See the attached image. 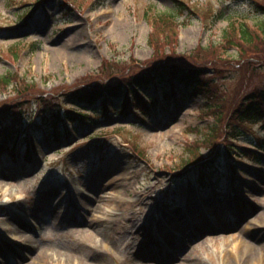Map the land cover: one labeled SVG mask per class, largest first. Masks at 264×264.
Returning a JSON list of instances; mask_svg holds the SVG:
<instances>
[{
    "label": "rangeland",
    "instance_id": "obj_1",
    "mask_svg": "<svg viewBox=\"0 0 264 264\" xmlns=\"http://www.w3.org/2000/svg\"><path fill=\"white\" fill-rule=\"evenodd\" d=\"M185 1L197 15L181 16L175 49L155 55L152 17L173 0H0V78L24 81L21 96L0 83V131L69 107L65 94L117 79L133 60L203 66L197 83L212 95L160 99L149 115L102 116L67 139L40 137L30 157L2 155L0 264H264V111L238 124L233 143L224 137L233 108L264 89V53L251 57L261 66L252 70L222 42L229 22L263 20L264 0ZM196 144L217 183L199 194L198 171L184 165ZM18 227L25 236L9 231ZM90 230L99 250L80 245Z\"/></svg>",
    "mask_w": 264,
    "mask_h": 264
},
{
    "label": "trees",
    "instance_id": "obj_2",
    "mask_svg": "<svg viewBox=\"0 0 264 264\" xmlns=\"http://www.w3.org/2000/svg\"><path fill=\"white\" fill-rule=\"evenodd\" d=\"M257 7L262 11L260 14L264 15V6L260 4ZM197 12V6H192L185 0H173V7L170 11L152 17L149 45L155 55L164 54L166 48L175 49L180 24L178 19L185 13L197 15ZM221 18L222 13L217 11L214 21L216 22ZM227 27L224 29L222 36V42L225 46L223 53L229 48L237 49L243 61L251 57L257 58L258 54L264 53V19L252 24L245 20L236 23L231 21ZM203 51L202 48H198L195 53L200 54ZM209 51L217 52V48H209ZM255 58H251L245 63L252 70L264 66V60H260L261 66L253 65L250 60ZM190 59L195 63L197 62V59L193 56ZM203 68V66L197 67L195 65L193 67H185L170 61L135 63L133 60L129 70L127 72L121 71V73L117 74L119 78L114 79L112 76L116 74L112 73L113 69L111 67L110 75L112 80L107 81L108 83H101L97 86L96 84L90 85L92 87L79 88L64 95L66 99L74 104L73 106L91 110L94 113L93 116L72 108V105L65 107L62 104L63 110H61V107L57 108L55 112L47 110L40 120L32 119L31 114L30 117L20 116L18 126L14 124L12 127L10 126L0 132V153H7L13 156L15 143L20 142L22 146H25V154L30 157L31 150H36L37 146L35 143L40 137L43 140L54 139L55 141L60 138L67 139L74 132L86 130L90 122H96L102 116L106 118V116L110 115V111L114 114L135 118L139 112L147 115L154 111L160 99L170 102L176 100L178 98L177 95H179L180 99L196 95L209 98V96H212L210 91L208 89L203 90L201 85L197 83V77ZM13 78H9V75L2 76L0 83L4 86L13 85L12 91L17 90L18 94L16 96H21L24 94L21 89L24 81L15 77L14 84H12L11 79ZM156 87L161 92L160 96L151 94L150 90H156ZM45 108H48V106ZM262 110L264 111V89L243 97L242 101L231 111L230 122L227 121L225 123V126L229 124V128L228 126L225 128L224 137L226 136L228 141L233 143L234 137L239 136V132H242L238 124L241 123L242 128H247L249 123L261 118ZM7 111L5 107L0 108V120L3 117V113ZM213 113L216 116L215 118L218 119L217 112ZM224 120L223 116L220 121ZM231 125L236 126L231 129ZM215 133L216 130H213L207 140H204L205 144H213V141H216L217 138L213 137ZM197 145L200 146L201 144H196V150L192 149L190 159L184 165L185 167L195 168L198 171V184L209 186L208 177L213 178L215 176V166L211 160L204 161L202 159L203 157L198 154L199 147ZM230 145L231 143H229V147ZM247 151L251 153V151ZM242 154L248 156V154ZM240 156L235 155L236 161H240Z\"/></svg>",
    "mask_w": 264,
    "mask_h": 264
},
{
    "label": "bare ground",
    "instance_id": "obj_3",
    "mask_svg": "<svg viewBox=\"0 0 264 264\" xmlns=\"http://www.w3.org/2000/svg\"><path fill=\"white\" fill-rule=\"evenodd\" d=\"M96 201H99V200L96 199ZM101 201H102V199H101ZM105 202H107V204H108L109 202H113V201L111 199H107V200H105ZM97 210H99L98 212H101L99 207L98 208L96 207V209H95V207L91 209L92 212H96ZM108 212L109 213H111V212L114 213L113 209H110ZM97 220H102V219H97ZM87 225L89 226V224H87ZM24 229H25V227H23V228H19L18 227V228L10 229L9 231L13 235L25 236ZM97 236H98V232L97 231H95V232H93V230L87 231V233L83 236V238H82V240L80 242V245L83 246L85 249L90 250V251L99 250V246H98V243L96 241V237ZM230 242H231V244L233 243L232 240ZM210 251L212 252L211 255H218L220 253L219 249H215V250L210 249Z\"/></svg>",
    "mask_w": 264,
    "mask_h": 264
}]
</instances>
